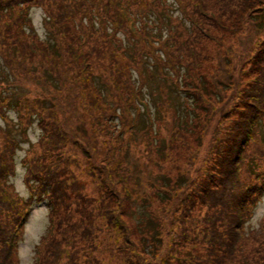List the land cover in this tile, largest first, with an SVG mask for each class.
<instances>
[{
    "label": "trees",
    "instance_id": "trees-1",
    "mask_svg": "<svg viewBox=\"0 0 264 264\" xmlns=\"http://www.w3.org/2000/svg\"><path fill=\"white\" fill-rule=\"evenodd\" d=\"M59 1L0 0V116L12 121L8 117L12 111L18 121L14 129L7 124L0 127V179L5 186L6 179L15 174L14 155L19 142L28 138V127L35 124L40 131L21 159L29 191L26 209L33 200L48 205L47 224L34 246L31 264H264V217L257 227L245 232L228 258L236 237L235 209L241 201L250 204V194L256 189H245L242 182L232 189L230 178L243 131L251 117L264 118V39L259 30L254 31L247 56L237 52L231 59L217 47L216 53L212 52L217 75L245 78V89L238 97L239 111L230 124L226 123L232 110L223 108L218 113L206 112L199 120L205 125L210 122L209 115L217 118L212 139L206 142L205 127L196 145L187 140L193 120L179 135L177 131L168 136L161 133V122L171 104L165 92L167 84L161 82L157 94L162 95V101L154 109L158 121L149 131L141 122L133 130L135 142L131 145L123 130L124 112L115 85L129 91L139 80L137 74L132 76V67L142 69L149 62L153 71L151 66L139 70L143 85L141 80H151L161 67L169 70V60L174 67L183 66L185 84L190 70L197 78H205L206 67L192 58L197 53L204 55L205 41L211 38L206 25L217 27V20L200 15L197 25L202 30L191 24L187 35L182 31L184 21L174 23L178 18L174 10L180 9L181 3L174 2L173 7L167 0H123L124 11L139 21L144 36H162L164 32L170 59L163 51L153 59L146 38L137 40L124 30L122 42L115 39L112 33L119 30L115 20L123 16L113 10L104 13L107 0H95L92 15H103L90 21H74L71 8ZM231 1L241 11L232 15L238 23L233 26L235 31L260 26L264 0H207L219 16H224L226 8L222 7ZM30 5L42 9L44 33L40 35L33 29ZM119 22L120 29H125V19ZM243 23L246 28L241 27ZM119 46L127 61L114 53ZM207 91L215 93L212 86ZM148 94L152 97L154 90ZM188 95L193 104L201 101L195 90ZM68 124H74L77 138L71 136ZM172 124L181 126L185 121L177 114ZM260 126L250 150L264 144ZM178 145L188 150L190 166L180 170L174 162L169 163V170L177 169L171 176L169 170L162 169L171 152L178 153ZM133 152L141 163L131 161ZM257 167L254 156L248 170L255 173ZM2 190L0 185V264H13L7 257L8 235L20 213Z\"/></svg>",
    "mask_w": 264,
    "mask_h": 264
},
{
    "label": "rangeland",
    "instance_id": "rangeland-1",
    "mask_svg": "<svg viewBox=\"0 0 264 264\" xmlns=\"http://www.w3.org/2000/svg\"><path fill=\"white\" fill-rule=\"evenodd\" d=\"M234 1H231L229 3L224 4V6L222 8H226V12L224 13V17L227 20L226 23H228V25L231 26H237L238 23L236 21V19L233 18V14L236 15V12H240L238 5L235 6V4L233 3ZM218 7V6H217ZM234 13H231V12ZM28 13L30 16V19L32 21L34 30H36V33L38 34H42L44 33V23H43V14H42V9L39 6H31L28 9ZM253 15V12L251 13ZM261 27H260V31L264 33V12H261ZM242 28H246L245 23L242 24L241 26ZM186 31L190 32V27L186 26L185 28ZM256 29H253L252 27L250 28L249 31L245 30L243 35L241 33H239V37L236 39H233L231 36L228 37V45L233 46V48L235 49L236 52H238L241 55H246L247 56V49L251 46V42L254 38L255 35V31ZM183 31V29H182ZM121 35V33H119ZM242 35V36H240ZM162 38L165 40V35L164 32H162ZM236 36V34H235ZM264 36V35H262ZM208 50L210 53L214 52L216 53V47L214 45H212L211 43L208 46ZM209 64L212 63V60L210 59ZM145 65L147 66H151V63L147 62L145 63ZM152 70H154V67H151ZM147 83L149 82L150 88H154V90L156 91L157 86L160 85L161 80L158 78V76L156 75L153 80H148L146 79ZM188 86V83H187ZM236 89H228L227 90V96L222 98V100H219L221 104L227 105L231 102H234V95L236 93ZM170 94L172 95L173 99H174V105H176L178 103V101L180 100V98L184 97V93H176L174 91H171ZM158 99L157 95H154V101ZM182 100V99H181ZM153 108L157 109L156 104L153 103ZM181 111V109H180ZM198 112V110L194 109L193 113ZM181 113L183 114L184 111H181ZM9 114L12 118H15V115L12 111H9ZM195 117V114H193ZM156 116V115H155ZM236 116V111L231 112L230 113V118L229 120H234ZM15 120V119H13ZM166 118L165 120H162L161 122V133H165L166 136L170 135L169 131L167 130L166 127ZM10 122V121H9ZM194 122L196 123V127L195 129L192 128V126L194 125ZM6 124V122L4 120H2L0 118V125L4 126ZM226 124H230V121H228ZM201 124V122L199 121V118L196 117L195 119L193 118V122L191 123V134H189L187 140L189 142H192L193 145L197 144V140L199 139L198 137L200 136V131L199 129L201 128V130L203 129V127H205V130L203 132L204 136V142H206L209 138L212 139V135H211V131L213 130L214 124L213 122H209L208 124L203 125ZM188 129V127H187ZM223 131H227L225 128L223 129ZM40 135V131L39 128L37 126H32L28 129V138L26 139L25 142H21L19 143L18 146H22V148L20 147V149L17 151L16 155H15V160H16V166H17V172L16 175L12 178V182L14 183V185L16 186V189L23 195H26L27 190H26V186L25 183H23L22 180V171H23V165L21 164V156L23 155L24 151L23 149H25L30 142H35L38 140V137ZM178 143V142H177ZM179 144V143H178ZM202 145H204V143H202ZM184 146H179L175 149L178 153H172L170 154V157H168V161H166L164 163V167H163V171L168 172L169 170V163H175L178 165V167H180V170H182L183 168H186L188 166H190L189 162H190V155L188 153V150H184L183 149ZM193 148V146H192ZM152 157L153 154H151ZM143 157V156H142ZM144 158V157H143ZM131 161H135V162H139L141 163L142 161L135 156V153L133 152L131 154ZM166 167V168H165ZM165 168V169H164ZM194 169V168H193ZM192 170V169H191ZM169 173L171 176H174L177 173V169L174 170H169ZM33 211L31 213L29 222L27 223V227H26V232L24 234V237L22 240H20L19 242V248H20V255H21V262L22 264H31L32 260H33V256H34V246L36 245V243L38 241H40L41 236L45 230L46 224H47V214H48V205L44 202H33ZM264 212V197L262 199V201L260 202V204L257 206V208L255 209L254 212V216H253V226H257L258 221H256V217L257 216H261V214ZM251 224V223H250ZM251 225V226H252Z\"/></svg>",
    "mask_w": 264,
    "mask_h": 264
}]
</instances>
